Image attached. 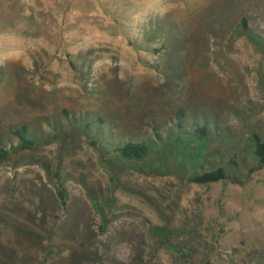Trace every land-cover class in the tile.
Returning <instances> with one entry per match:
<instances>
[{
    "label": "rangeland",
    "instance_id": "1",
    "mask_svg": "<svg viewBox=\"0 0 264 264\" xmlns=\"http://www.w3.org/2000/svg\"><path fill=\"white\" fill-rule=\"evenodd\" d=\"M254 135L264 0H0V264H264Z\"/></svg>",
    "mask_w": 264,
    "mask_h": 264
},
{
    "label": "trees",
    "instance_id": "2",
    "mask_svg": "<svg viewBox=\"0 0 264 264\" xmlns=\"http://www.w3.org/2000/svg\"><path fill=\"white\" fill-rule=\"evenodd\" d=\"M242 24L245 26V21L242 20ZM183 110H178L177 117L182 118L183 117ZM180 120V119H179ZM23 132L25 133V130L23 129ZM15 135H20L19 132H16ZM196 135H201L200 132H196ZM203 135V133H202ZM254 153L256 157L258 158L259 167L264 166V142L261 141L260 137L257 135H254ZM21 139V148H30L32 147L33 141L25 140L22 136ZM93 143V142H92ZM94 144V143H93ZM151 144L146 141H140V142H134L130 138L126 139L125 141H121V144L118 148H115V152L118 153L120 156H122L125 159L128 160H134V161H141L143 160L151 151ZM1 157V155H0ZM226 178V174L222 168H217L216 170L210 171V172H204L201 175L194 178L195 183H211V182H217L220 180H224ZM59 197L64 203V197L61 192L58 193Z\"/></svg>",
    "mask_w": 264,
    "mask_h": 264
}]
</instances>
